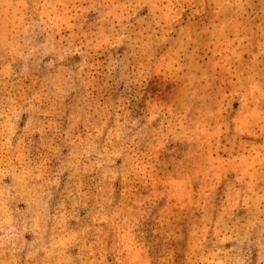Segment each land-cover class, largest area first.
I'll return each mask as SVG.
<instances>
[{"label": "rangeland", "instance_id": "rangeland-1", "mask_svg": "<svg viewBox=\"0 0 264 264\" xmlns=\"http://www.w3.org/2000/svg\"><path fill=\"white\" fill-rule=\"evenodd\" d=\"M0 264H264V0H0Z\"/></svg>", "mask_w": 264, "mask_h": 264}]
</instances>
